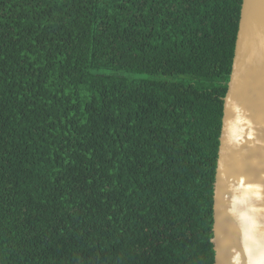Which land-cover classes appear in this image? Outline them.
<instances>
[{"label": "trees", "instance_id": "obj_1", "mask_svg": "<svg viewBox=\"0 0 264 264\" xmlns=\"http://www.w3.org/2000/svg\"><path fill=\"white\" fill-rule=\"evenodd\" d=\"M241 3L0 0V264H214Z\"/></svg>", "mask_w": 264, "mask_h": 264}, {"label": "water", "instance_id": "obj_2", "mask_svg": "<svg viewBox=\"0 0 264 264\" xmlns=\"http://www.w3.org/2000/svg\"><path fill=\"white\" fill-rule=\"evenodd\" d=\"M214 264H264V0H242L213 184Z\"/></svg>", "mask_w": 264, "mask_h": 264}, {"label": "rangeland", "instance_id": "obj_3", "mask_svg": "<svg viewBox=\"0 0 264 264\" xmlns=\"http://www.w3.org/2000/svg\"><path fill=\"white\" fill-rule=\"evenodd\" d=\"M137 77H146V74H140V75H136Z\"/></svg>", "mask_w": 264, "mask_h": 264}]
</instances>
